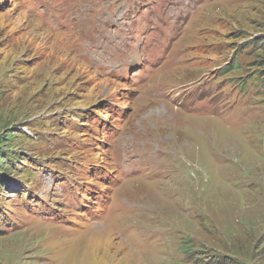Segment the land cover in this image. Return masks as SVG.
Returning a JSON list of instances; mask_svg holds the SVG:
<instances>
[{
	"label": "rangeland",
	"instance_id": "rangeland-1",
	"mask_svg": "<svg viewBox=\"0 0 264 264\" xmlns=\"http://www.w3.org/2000/svg\"><path fill=\"white\" fill-rule=\"evenodd\" d=\"M0 264H264V0H0Z\"/></svg>",
	"mask_w": 264,
	"mask_h": 264
},
{
	"label": "bare ground",
	"instance_id": "bare-ground-1",
	"mask_svg": "<svg viewBox=\"0 0 264 264\" xmlns=\"http://www.w3.org/2000/svg\"><path fill=\"white\" fill-rule=\"evenodd\" d=\"M203 120H205V119H203ZM207 121V120H206ZM208 123V122H207ZM232 134V133H231ZM109 221V220H108ZM108 223L109 222H106V224H104V221H103V223L101 224V223H95L94 225L95 226H97V227H95V228H98L99 229V231L101 230L102 232L104 231H108L109 230V226H108ZM107 227V228H106ZM110 232V231H109ZM112 232V231H111ZM106 235H107V233H106Z\"/></svg>",
	"mask_w": 264,
	"mask_h": 264
}]
</instances>
